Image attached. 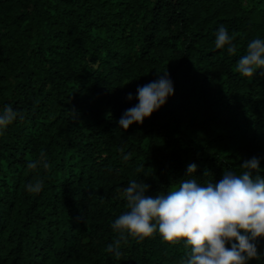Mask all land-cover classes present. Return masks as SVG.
<instances>
[{"label": "trees", "instance_id": "16d2710c", "mask_svg": "<svg viewBox=\"0 0 264 264\" xmlns=\"http://www.w3.org/2000/svg\"><path fill=\"white\" fill-rule=\"evenodd\" d=\"M221 25L235 55L215 48ZM254 39L264 0H0V110L19 114L0 134V264H186L183 243L158 233L119 260L107 251L121 190L137 180L167 195L190 164L217 183L252 157L264 178V70L235 71ZM165 72L174 94L124 131L137 89ZM41 152L51 167L28 169ZM258 248L250 264H264Z\"/></svg>", "mask_w": 264, "mask_h": 264}, {"label": "clouds", "instance_id": "9594fccd", "mask_svg": "<svg viewBox=\"0 0 264 264\" xmlns=\"http://www.w3.org/2000/svg\"><path fill=\"white\" fill-rule=\"evenodd\" d=\"M235 39L236 34L230 35L221 25L215 48L235 55ZM257 70H264V39L252 40L235 66V71L249 82ZM158 76L157 80L137 89L138 103L126 109L119 120V127L124 131L133 124L142 125L174 94L168 73ZM127 99H133L131 93ZM18 115L10 105L0 110V134ZM38 167L45 170L51 167L43 152L27 164L30 170ZM241 169L239 173L226 171L219 182L206 181L202 185L191 178L196 165L190 164L189 178L178 182V187H171L167 195L156 197L146 195L149 190L146 183L131 180L121 190L128 210L111 224L115 239L108 244L107 251L119 260L123 255L122 246L129 239L140 243L158 233L169 245L183 243L189 250L186 264H250L260 260L258 242L264 239V178L259 175L260 161L256 157L245 160ZM26 188L31 193H39L43 180L36 177Z\"/></svg>", "mask_w": 264, "mask_h": 264}]
</instances>
